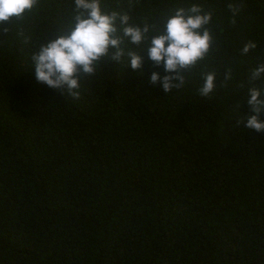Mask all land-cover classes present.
<instances>
[{
  "label": "trees",
  "instance_id": "1",
  "mask_svg": "<svg viewBox=\"0 0 264 264\" xmlns=\"http://www.w3.org/2000/svg\"><path fill=\"white\" fill-rule=\"evenodd\" d=\"M102 4L135 24L198 4L212 49L172 92L150 77L176 74L144 52L139 71L102 60L71 98L36 80L30 56L65 34L72 0L0 23V264H264V133L238 123L248 89L264 88L250 75L264 0ZM206 71L217 84L204 97Z\"/></svg>",
  "mask_w": 264,
  "mask_h": 264
},
{
  "label": "clouds",
  "instance_id": "2",
  "mask_svg": "<svg viewBox=\"0 0 264 264\" xmlns=\"http://www.w3.org/2000/svg\"><path fill=\"white\" fill-rule=\"evenodd\" d=\"M73 13L65 34L48 39L31 54L32 69L36 80L49 88L61 91L67 89V97L79 98L82 75L93 77L102 60L125 65L139 71L143 67V53L147 52L157 66L163 65L167 73L160 76L153 72L150 82L160 84L165 92H172L185 83L186 72L206 59L212 49L213 36L207 27L212 14L205 13L198 4L187 8L178 7L170 15L165 14L159 23L135 24L126 11H105L102 0H72ZM41 4V0H0V23L13 25L23 19ZM231 7V5L229 6ZM160 25H163L161 28ZM7 31V30H6ZM25 43H30L25 39ZM147 44L142 52L136 48ZM257 48L255 41L244 43L241 55H248ZM143 75V73H141ZM251 78L264 82V62L251 70ZM201 96L207 97L216 89L217 74L203 72ZM232 79L231 69L225 73V80ZM179 81V83H174ZM264 88L252 86L248 89L247 105L251 112L238 121L247 129L264 133Z\"/></svg>",
  "mask_w": 264,
  "mask_h": 264
}]
</instances>
